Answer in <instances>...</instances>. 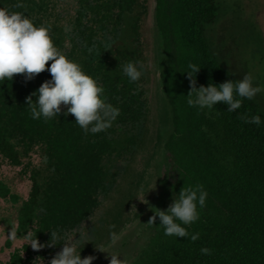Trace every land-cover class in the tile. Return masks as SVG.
<instances>
[{
    "label": "trees",
    "instance_id": "trees-1",
    "mask_svg": "<svg viewBox=\"0 0 264 264\" xmlns=\"http://www.w3.org/2000/svg\"><path fill=\"white\" fill-rule=\"evenodd\" d=\"M0 8L23 12L36 26L51 25L55 46L95 78L106 102L120 110L109 129L85 135L74 115H65L64 106L51 120L31 118L26 98L51 79L47 70L31 80L14 74L12 81L0 82V168L20 167L32 183L23 194L11 180L0 177V196L13 206L10 211L19 234L32 232L37 239L51 240L50 231L68 234L91 217L101 205L100 196L116 179L111 163L135 155L144 141L151 93L150 0H0ZM156 10V23L170 54L161 72L174 125L165 143L175 172L167 190L174 198L183 187L202 184L208 192V212L186 226L190 234L199 233L195 242L165 236L157 217L156 236L133 264H264V125L240 118L259 115L264 120V95L244 99L236 112L218 103L213 116L190 107L186 73L190 64L200 68L197 87L239 81L215 50L212 29L221 4L174 0V12L169 14L166 0H157ZM65 26L72 31L66 33ZM262 43L260 34L253 52L264 59ZM93 46L95 51L89 53ZM135 61L144 69L133 83L122 69ZM63 242L56 241V246ZM53 246L40 249V256L53 258ZM203 247L212 254H202ZM32 260L29 251L28 258L16 254L7 264H32Z\"/></svg>",
    "mask_w": 264,
    "mask_h": 264
},
{
    "label": "clouds",
    "instance_id": "clouds-1",
    "mask_svg": "<svg viewBox=\"0 0 264 264\" xmlns=\"http://www.w3.org/2000/svg\"><path fill=\"white\" fill-rule=\"evenodd\" d=\"M17 7H23V4H17ZM64 31L69 33L72 27L65 26ZM50 32L51 25L36 26L23 12L0 8V82L12 81L14 74H23L26 80H31L47 70L51 74V79L43 82L26 98L31 118L51 120L61 113L64 106L67 109L65 115H74L75 123L85 135L106 131L117 120L120 110L106 102L104 89L95 78L85 73L78 62L69 59L55 46ZM94 51L95 46L88 48L89 53ZM49 61L52 63L46 68ZM143 69V64L135 61L126 63L122 70L129 81L134 83L141 79ZM199 70V67L190 64L189 71L186 72L191 87L187 103L199 110H211L218 103H223L228 106V112H236L242 107L244 99L252 100L258 93L264 91V85L254 84V78L250 73L235 83L226 81L219 85L210 83L208 86L197 87L195 75ZM33 96L36 97L35 100ZM240 118L245 123L264 125V120L259 115H243ZM44 159L47 162V157ZM207 197L208 192L202 184L183 187L167 210L157 209L147 224L154 226L156 218L159 217V227L163 228L165 236L190 237L191 241L195 242L199 239V233L190 234L186 226L200 219V209L206 206ZM50 234L51 240L48 245L40 243L37 234L33 236L32 232L26 233L24 239L27 246L30 245L36 251L46 246L57 245L56 241L63 239L62 251L51 259L50 264H93L95 256L81 257V251L85 244L90 242V237L83 233H77L78 238L77 235L72 237L67 233L61 235V230L50 231ZM8 236L11 239L17 238L13 226ZM120 239V235L115 231L110 233L113 246ZM201 253L211 255L212 250L203 247ZM109 256L110 264H126L117 254Z\"/></svg>",
    "mask_w": 264,
    "mask_h": 264
},
{
    "label": "rangeland",
    "instance_id": "rangeland-1",
    "mask_svg": "<svg viewBox=\"0 0 264 264\" xmlns=\"http://www.w3.org/2000/svg\"><path fill=\"white\" fill-rule=\"evenodd\" d=\"M218 1L221 4V13L216 22L224 17H229L238 24L234 25L238 30L241 21L245 23L243 18L248 15L244 11V3L247 0ZM166 5L169 14L174 12V0H166ZM156 11V0H150L148 36L151 45L149 61L151 93L149 98L150 113L144 141L136 150L135 155L111 163L110 170L116 179L109 183L107 192L100 196V207L89 219L68 233L72 237H75L77 233H83L90 237V242L86 243L81 251V257L95 256L93 264H110L109 254H117L120 256L119 259L125 260L126 264H133L157 234L156 222L154 226L147 223L155 215L157 209L167 210L173 203V198L167 190V184L174 179L175 172L168 159L165 143L173 133L174 125L171 105L161 80V72L167 66L170 54L164 34L156 23ZM249 38L250 36L246 33L243 38L245 40L240 44L239 52L243 56L244 62L249 64L254 84L261 85L264 59L253 52L257 47L254 46L255 35L251 38L254 42ZM260 94L264 95V91ZM205 111L208 116L215 114L214 108L205 109ZM20 170V167L5 164L0 168V175L13 177L15 188L26 194L29 178ZM207 212L206 207L200 209V215ZM9 224L11 226L6 234L11 233L12 226L16 229L13 221L9 220ZM113 231L121 237L114 246L110 241V233ZM26 242L25 239H15L13 251L22 247ZM2 243L3 240L0 245ZM41 261V264H50L51 260L44 258Z\"/></svg>",
    "mask_w": 264,
    "mask_h": 264
},
{
    "label": "flooded vegetation",
    "instance_id": "flooded-vegetation-1",
    "mask_svg": "<svg viewBox=\"0 0 264 264\" xmlns=\"http://www.w3.org/2000/svg\"><path fill=\"white\" fill-rule=\"evenodd\" d=\"M242 7V5H241ZM244 11L248 14L246 18H243L245 20V23H240L238 30L237 27H234L235 20L224 17L223 19H220L219 22H215L212 33L215 41V50L218 53L219 57L223 60L225 66L229 69V71L233 74L234 78L236 80H241L246 74L250 73L249 64L247 62H244L243 56L240 54V44L247 33V35L250 36L249 39L253 38V36L258 34V37H255V47L259 46L258 39L259 35L261 34L264 38V0H247V2L244 3ZM239 22V21H238ZM248 23V24H247ZM237 24V23H236ZM238 25V24H237ZM253 35V36H252ZM253 42L254 40L251 39ZM264 45V43H262ZM264 50V49H263ZM251 74V73H250ZM262 80L264 82V69H263V76ZM258 93L257 95H259ZM263 97V94H260ZM26 176H30L27 175ZM3 179H9L13 183V187L15 190V182L13 177H7V176H1ZM28 192L30 191V187L32 186V183L29 182L28 179ZM18 191V190H17ZM20 192V191H19ZM28 192L26 194H28ZM22 193V192H21ZM24 194V193H23ZM13 208L12 205H9L6 203L5 199L0 196V243L3 240V243L0 245V264H7L9 263L12 258L19 254L22 258H28L29 257V251L30 254L33 256L32 264L35 263L41 264V259H44L42 256H40V250L34 251L30 245L27 247V242L24 243V245L20 248H17L13 251L14 246V240L9 238L6 232H8V229L10 228L9 220L13 221V223L16 225V232H17V238L24 239V235L19 234V227L17 223V219L15 217V213L10 211V209ZM5 235V236H4ZM4 236V237H3ZM38 239L40 243L44 244L45 241H49L50 237H45ZM63 246H53L54 250V256L62 251ZM50 258L51 257H45Z\"/></svg>",
    "mask_w": 264,
    "mask_h": 264
},
{
    "label": "water",
    "instance_id": "water-1",
    "mask_svg": "<svg viewBox=\"0 0 264 264\" xmlns=\"http://www.w3.org/2000/svg\"><path fill=\"white\" fill-rule=\"evenodd\" d=\"M156 7H157V0H156ZM0 226H1V223H0Z\"/></svg>",
    "mask_w": 264,
    "mask_h": 264
}]
</instances>
